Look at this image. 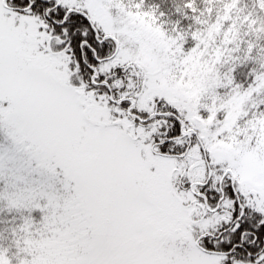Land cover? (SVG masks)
I'll use <instances>...</instances> for the list:
<instances>
[{"label": "snow or ice", "instance_id": "6c2138e0", "mask_svg": "<svg viewBox=\"0 0 264 264\" xmlns=\"http://www.w3.org/2000/svg\"><path fill=\"white\" fill-rule=\"evenodd\" d=\"M0 264H264V0H0Z\"/></svg>", "mask_w": 264, "mask_h": 264}]
</instances>
